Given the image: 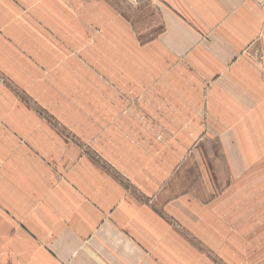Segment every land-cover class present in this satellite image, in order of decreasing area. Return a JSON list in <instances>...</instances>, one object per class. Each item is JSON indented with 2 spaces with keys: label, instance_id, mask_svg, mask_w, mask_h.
<instances>
[{
  "label": "rangeland",
  "instance_id": "rangeland-1",
  "mask_svg": "<svg viewBox=\"0 0 264 264\" xmlns=\"http://www.w3.org/2000/svg\"><path fill=\"white\" fill-rule=\"evenodd\" d=\"M6 9L0 21L6 48L0 46V167L9 168L8 181L24 170L25 186L52 178L53 205L46 206L49 190L39 204L53 214L63 211L66 191L72 212L86 187L90 200L97 170L143 200L139 182L159 172L158 159L165 157L160 144L178 102L195 108L196 102L221 106L231 100L225 84L221 94L212 82L197 83L187 62H136L126 34L132 29L140 46L155 38L162 28L153 6L9 0ZM247 54L254 61L246 62L248 103L241 100L240 111L230 116L242 127L230 132L240 139L242 164L237 162L230 185L214 201L186 210L187 225L169 221L167 238L180 236L172 259H152L150 250L137 246L142 259L136 264H264V46L252 44ZM210 90L216 97L207 99ZM4 214L19 226L9 225V242L16 228L26 233L23 224L32 221L26 211L22 219L9 210ZM10 250H3L6 264Z\"/></svg>",
  "mask_w": 264,
  "mask_h": 264
},
{
  "label": "crops",
  "instance_id": "crops-1",
  "mask_svg": "<svg viewBox=\"0 0 264 264\" xmlns=\"http://www.w3.org/2000/svg\"><path fill=\"white\" fill-rule=\"evenodd\" d=\"M8 1L0 0V21L7 18ZM147 4L158 12L162 29L142 46L137 44L132 29L127 32L128 50L135 53L136 62H187L197 83L212 82L221 94L227 88L231 100H223L221 106L196 102L195 108L178 102V111L169 116L166 125V142L160 144L165 157L158 159L159 172L153 179L142 176L138 180L143 200L127 194L121 185L97 170L92 173L91 199L86 187L72 212L67 202L73 199L66 191L63 211L53 214L52 209L39 204L49 190L51 198L46 206L53 205L56 190L48 185L52 178L44 176L40 180L38 173L41 186L36 187V181L25 186L24 170L14 171L18 177L8 181L9 168L0 167V264H6L3 250L8 248L12 251L8 256L11 264H136L138 258L142 259L141 251H137L140 248L150 250L152 259H172L173 244L180 236L167 238L169 221L187 225L183 222L186 210L214 201L230 185L237 162L242 164L237 150L240 139L230 133L242 127L230 116L240 111L241 100L248 103L246 85L250 75L246 62L254 61L247 51L252 44L264 46L261 10L251 0L140 3ZM0 46L6 50L1 42ZM215 93L210 90L207 99L215 98ZM193 96L201 98L199 92H193ZM230 149L237 155L235 159ZM30 166L34 174V164ZM35 167L39 171L40 165ZM104 178L110 185H103ZM6 209L17 219L24 218L25 211L32 219L23 224L26 233L16 228L10 242L9 225L19 226L4 217Z\"/></svg>",
  "mask_w": 264,
  "mask_h": 264
},
{
  "label": "built area",
  "instance_id": "built-area-1",
  "mask_svg": "<svg viewBox=\"0 0 264 264\" xmlns=\"http://www.w3.org/2000/svg\"><path fill=\"white\" fill-rule=\"evenodd\" d=\"M130 1L134 5H138L145 0H130ZM251 1L255 2L258 5V7L261 10L263 17H264V0H251Z\"/></svg>",
  "mask_w": 264,
  "mask_h": 264
}]
</instances>
